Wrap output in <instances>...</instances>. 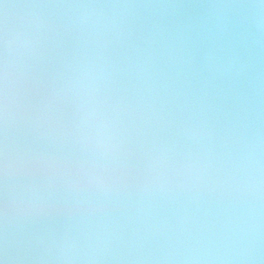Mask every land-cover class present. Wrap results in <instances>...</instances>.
<instances>
[{
	"label": "clouds",
	"instance_id": "clouds-1",
	"mask_svg": "<svg viewBox=\"0 0 264 264\" xmlns=\"http://www.w3.org/2000/svg\"><path fill=\"white\" fill-rule=\"evenodd\" d=\"M0 264H264V0H0Z\"/></svg>",
	"mask_w": 264,
	"mask_h": 264
}]
</instances>
